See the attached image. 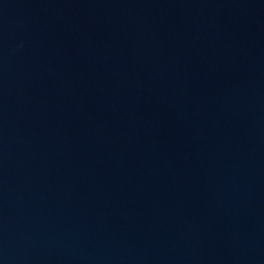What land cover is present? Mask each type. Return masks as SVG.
I'll use <instances>...</instances> for the list:
<instances>
[{
  "label": "water",
  "instance_id": "95a60500",
  "mask_svg": "<svg viewBox=\"0 0 264 264\" xmlns=\"http://www.w3.org/2000/svg\"><path fill=\"white\" fill-rule=\"evenodd\" d=\"M0 264H264V0H0Z\"/></svg>",
  "mask_w": 264,
  "mask_h": 264
}]
</instances>
